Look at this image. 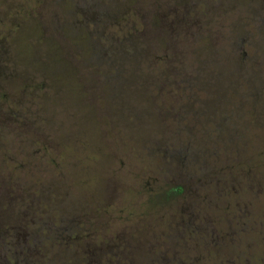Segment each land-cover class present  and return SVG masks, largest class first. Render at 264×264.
<instances>
[{"label": "rangeland", "instance_id": "rangeland-1", "mask_svg": "<svg viewBox=\"0 0 264 264\" xmlns=\"http://www.w3.org/2000/svg\"><path fill=\"white\" fill-rule=\"evenodd\" d=\"M39 1L30 18L23 0H0V24L14 43L0 55V226L41 237L44 254L28 263L84 264L91 249L99 264H264V219L242 225L253 207L264 212V94L246 92L247 81H264V67L252 65L264 64V0ZM180 64L191 77L193 64H206L205 115L217 124L224 113L234 118L215 134H195L186 105V148L172 143L171 115L158 110ZM249 119L254 131L245 133ZM242 133L256 146H219ZM182 160L189 177L201 175L200 197L211 193L218 224L183 243L177 215L197 186L175 177ZM180 184L185 197L167 200ZM230 207L243 223L230 226ZM44 225L91 239L42 237ZM160 232L163 243L148 240Z\"/></svg>", "mask_w": 264, "mask_h": 264}, {"label": "flooded vegetation", "instance_id": "flooded-vegetation-1", "mask_svg": "<svg viewBox=\"0 0 264 264\" xmlns=\"http://www.w3.org/2000/svg\"><path fill=\"white\" fill-rule=\"evenodd\" d=\"M243 37L244 35L239 36L238 38L235 37V40H234V43L236 44L235 46L238 47V44H240L239 40H243L244 39ZM242 58H246V57H244L243 55ZM253 59H257L258 63L260 62L259 51L253 57ZM154 65L155 64H149V68L150 69L156 68L154 67ZM180 65L181 66L179 67L181 69L179 71V74H177L178 76L176 77V81H172L173 84H169V86L166 85L165 88L163 89L164 92L160 98L161 104H159L161 105V107L158 108V110L160 112H163V114H165V116L167 117V119L165 120L168 121V117H169L168 115H171L172 121L174 119V121L180 122L179 123L180 126L183 125V127L179 126L177 129H175L172 127V124H171L172 121L169 119L168 130L170 131V134L172 136L176 137V140L172 141V143L174 142L175 144L180 145V148H186V147H192L190 145L191 142L187 138V137H190L189 136L190 134L186 130L187 128H189V126H187L186 124H190L192 121L196 123V125L193 128V131L195 132V134L199 133L200 135L201 132H208V133L215 134L217 130L225 129V123L229 119L233 120L234 118H232L231 114L224 113L221 115L220 123L217 124L214 122L213 117L205 115L204 110L207 104V99H208L209 94L206 93V90L204 89V87L201 86V73L203 72L204 66H207L206 64H193L192 65V68H193L192 77L190 75V72L184 70V66L186 64H180ZM252 65L255 66L257 69L264 67V64H252ZM189 81H193V84L190 85ZM246 83H247V88L249 89V91L246 90L247 96L256 98L257 96L264 94V81H259V80L256 82L247 81ZM173 87L175 88L176 91L173 90L174 89ZM259 90L260 91L262 90V91L259 92ZM189 104H192L194 107V113L191 115V118H193L192 121L189 118H186V119L183 118V114L182 116L180 115V111L184 112L185 106ZM251 125H252V122L249 119V123L247 126H250V128L244 131L245 133L254 131V129H251ZM245 133L240 134L238 136V139L235 135L234 136L233 135L224 136V139L221 141L222 145H219V146L221 147L238 146V148H241V149H245L246 147H249V146H250L249 148L255 147L256 145L254 146V144L252 143L250 144V140H249L250 136H247ZM257 133L260 134V131H257ZM240 138H244V141H241ZM197 153L199 154V151H197ZM181 164L182 166H181V169L179 170V174L178 176H175V177L187 183H189L190 181H193L195 186H197V190H193L194 193L196 191L195 195L194 196L192 195L195 198V201L191 203V201L189 200L182 209H180L179 211L177 210L178 211L177 228L179 229V232H181V235H179L178 240H180V242L183 243L186 241L191 242L192 240L190 239L194 238L195 234L201 229L204 230V233L205 232H208V233L211 232L212 234L216 233L214 230H209V228L210 227L216 228L218 227L217 226L218 224H217L216 215L212 214L208 209V205L211 204V199H212L211 193L203 196V198L200 197L199 191H200V187L203 184L201 177H200L201 175L200 174L197 176L195 175L193 178L189 177L190 175L186 174L187 172L185 171V167L186 169H189V170L190 168L186 166L185 160H182ZM258 179L262 180V182L264 183V178H258ZM255 181H258V180H255ZM216 183H218L217 180H213L211 184H216ZM254 185L256 186V183H254ZM176 187L179 188V193L177 196H173V198L185 197L186 193L188 192L186 190V187L183 184H180ZM256 191L260 193L258 190L254 189V192ZM232 209L233 208L230 207V209L226 213L227 217L231 219V222L229 223L230 226H233L234 224L243 223L240 221L238 222L236 221V219L239 218L237 214L238 209L237 210H234V209L232 210ZM253 209H254L253 219H248L249 221L244 222L242 225L246 223H250L251 220L254 221L256 219H261V220L264 219L263 211L261 210L259 211L258 209L254 207ZM185 210L188 212H186ZM70 213H73V211ZM184 214L187 215L188 217H185ZM149 229L150 228H148V230ZM158 234L159 235H156V237L148 238V240H152L153 242H162L164 239L159 236L160 234H164V233L160 232ZM66 237L69 238V240L73 239L81 243H89V240L91 239L89 235L86 236V235H80V234L68 235ZM125 238L120 239L118 237H114L111 242H114V241L117 242L119 241V239L127 241L125 240ZM171 240L174 241L173 239ZM128 241L130 242L131 240H128ZM165 257L168 259L167 255ZM178 263L186 264L184 258H180Z\"/></svg>", "mask_w": 264, "mask_h": 264}, {"label": "trees", "instance_id": "trees-1", "mask_svg": "<svg viewBox=\"0 0 264 264\" xmlns=\"http://www.w3.org/2000/svg\"><path fill=\"white\" fill-rule=\"evenodd\" d=\"M2 1L4 3L5 0H2ZM66 1L67 3L69 2V0H66ZM30 2H35L36 6L31 7L32 5L30 6ZM39 4H41V1L39 0H23L22 10L27 13V17L29 16L30 18H35L39 12L37 8ZM4 5H5L4 6L5 8L6 4ZM127 15L129 16V10L127 12ZM140 15L142 16L143 14H140ZM154 20H155V15L151 14V17L149 16L148 18V23L152 25ZM21 25H22L21 23H17L15 26L11 27V31L12 30L17 31L18 29L20 30ZM132 26H133L132 30H134V32L142 29L138 25H132ZM0 28L2 30V33L0 31V55H2L5 51L6 52L10 51L14 43H13V39L7 35L8 33H6L2 29L1 24H0ZM11 31L10 33H12ZM92 31L93 29L91 27H88V30H87L88 34L86 36L87 41L89 40V36L91 35ZM6 66H7L6 64H0V67L6 68ZM6 97H7V94L5 92H0V98L6 99ZM0 119L2 118L0 117ZM8 163L12 164V162L10 161H8ZM16 165L22 166L21 164H16ZM178 193H179L178 187L170 188L166 191V196H167L166 199L170 201L173 198V196H177ZM39 229L40 228L38 227V233L40 234ZM42 230L44 231V234L42 235V237L49 234L50 235L49 237L51 239H54V237H56V239L63 240V241L65 239H68L66 236L56 233L55 231L57 230L52 226L44 225ZM42 241L43 240L41 239V237L37 236L35 238L34 236L33 238L32 233L29 230V228H27V226H20V228H17V229H13L8 226H5V227L0 226V264H29L28 260L32 259L33 256L35 255L42 256L44 254V250H43L44 245ZM94 248H97V247H94ZM93 254L94 252L91 249H87L86 254L84 256L85 259L83 260L82 263L99 264L94 259Z\"/></svg>", "mask_w": 264, "mask_h": 264}]
</instances>
